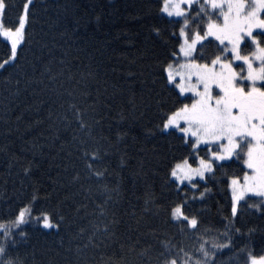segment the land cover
<instances>
[{"label": "snow or ice", "instance_id": "snow-or-ice-1", "mask_svg": "<svg viewBox=\"0 0 264 264\" xmlns=\"http://www.w3.org/2000/svg\"><path fill=\"white\" fill-rule=\"evenodd\" d=\"M156 3L160 16L151 30L161 40L163 49L153 72V83H159L161 90L155 93L158 123L152 134L179 140L185 154L174 156L168 164L159 194L151 186L145 189L141 216L137 217L135 211L128 213L136 225H140L143 214L150 213L157 225L150 227L149 233L159 247H141L139 255L145 258L144 264H217L216 257L226 250L235 257V264H264V245L257 252L252 240L256 229L239 226L245 208H254L264 215V0H156ZM9 7L12 5L7 0H0V37L7 41L4 55L0 56V73L8 72L10 76L14 73L19 84L21 75H29L22 54L32 42L28 30L35 0H24L11 26L5 23ZM66 56L65 52L59 59L61 65L65 64ZM40 61L41 57L34 54V62H29L28 68L35 77L31 83L41 86L39 92L54 94L40 102L48 106L43 119L52 121L54 105L64 108L67 103V111L71 113V119L66 114L58 116L64 123L63 133L53 121L49 124L53 130L45 137L57 146V154H64L56 164L57 169L67 172L69 166L75 167V160L83 162V177L77 171L70 183L104 179L106 173L111 176L106 158L112 150H118V143L127 132L117 130L113 141L108 124L94 135L92 125L85 120L88 110L93 113L94 125H103L108 117L107 111L100 114L97 110L101 103L99 95L93 96L89 85L84 83L85 90L80 94L87 104L81 106L75 101L73 90L64 88L63 81L57 83L63 72H52L51 53L47 62ZM76 83L81 84V80ZM95 91L98 93V89ZM65 94L72 99L64 101ZM129 103L135 108L133 100ZM103 106L111 107L107 102ZM120 118L124 119L122 115ZM22 119L23 113L15 117L16 121ZM43 119L30 122L25 130L40 125ZM4 123H9L8 119ZM11 131L6 129L9 134ZM64 134L71 139H62ZM69 143L72 150L65 151ZM44 146H39L41 155ZM15 159L13 154L9 166ZM120 163L124 164L123 158ZM32 166L29 161L23 168L25 175H30ZM221 180L227 194L226 210L217 202L222 226L213 229L206 226L203 209L196 205L206 204L211 194L207 185L210 182L218 185ZM80 187L90 191L83 183ZM103 188L109 195L97 205L100 215L106 214L109 202L119 203L118 199H112L111 193L120 197V181L113 188L107 184ZM41 199L38 188L33 186L27 198L6 201L7 210L0 211V264H25L19 246L28 244L29 226L59 230L64 225L65 217L60 211L37 209ZM111 215L112 219L102 227L94 225L87 242L77 246V253L89 245L99 248L117 243L121 255L116 261L110 258V264H120L125 244L129 251L140 245L142 234L132 225H127L121 237H117L123 221L115 211ZM83 232L81 228L77 235ZM131 232H136L135 238L128 234ZM210 232L215 235L209 236ZM193 238L196 243L190 248L185 240Z\"/></svg>", "mask_w": 264, "mask_h": 264}, {"label": "trees", "instance_id": "trees-1", "mask_svg": "<svg viewBox=\"0 0 264 264\" xmlns=\"http://www.w3.org/2000/svg\"><path fill=\"white\" fill-rule=\"evenodd\" d=\"M23 2L7 0L12 5L5 17V23L9 26L15 23ZM30 11L34 13L30 17L32 23L28 30L32 42L22 54L29 75H21L17 84L14 73L11 76L8 72L0 73V211L7 210L6 201L9 198L16 201L25 199L35 186L42 197L36 205L37 209L58 210L65 217L64 225L59 230L28 227L30 240L27 245L19 246L25 264H110V258L112 261L119 260L121 250L117 243L99 248L89 245L76 252L78 245L87 242L94 225L102 227L112 219L113 211L123 221L117 237H121L127 225H132L142 234L140 245L134 250L129 251L125 244L124 259L120 264H144L145 258L139 255V251L148 245H152L153 249L159 247L158 241L149 233V228L157 225L150 213L143 214L140 225H136L128 213L135 211L137 217L141 216L145 189L151 186L159 194L168 164L174 156L185 154L179 140L152 134L158 123L155 93L161 90L159 83H153V72L155 60L163 49L161 40L151 30L160 16L156 0H35V7ZM6 44L0 38V56L4 55ZM49 52L52 72H63L57 83L63 81L64 88L73 90L78 104H87L80 94L85 90L84 83L89 85L88 90L92 91L93 96L99 95L101 103L97 105V110L100 114L107 111L108 117L103 125H94L93 113L91 109L88 110L85 120L92 125L93 134L108 124H111L113 141L117 130L127 132L119 141L118 150H112L111 156L106 158L111 176L106 173L104 179L70 183L75 172L79 171L82 177L85 173L83 162L75 160V153L72 157L75 167L69 166L67 172L57 169L56 164L60 163L64 154H57V146L51 145L45 137L53 130L49 128L53 121L63 133L64 123L58 116L66 114L71 119V113L67 111V103L64 108L54 105L52 121L43 119L48 106L40 102L47 101L54 94L39 92L41 86L31 83L35 77L28 68V63L34 62V54L41 57L40 63H45L49 60ZM65 52V64L61 65L58 61ZM77 80H81V84H77ZM62 99L67 101L72 98L65 94ZM130 99L134 101L135 108L129 103ZM105 102L111 105L110 109L104 108ZM21 113L23 119L16 121V115ZM5 119L9 123L5 124ZM36 119H43V123L26 131V126ZM8 128L12 129L10 134L6 132ZM42 132L43 135H40ZM62 139L70 140L71 137L64 134ZM33 144L37 147H33ZM40 145H45L43 155ZM69 150H72L70 143L65 145V151ZM13 154L17 159L12 160L9 166ZM29 161L33 166L30 175H25L23 168ZM189 162H192L191 159ZM118 180L120 197L115 193H111V196L119 203L109 202L106 214L100 215L97 205L109 195L103 185L113 188ZM80 183L90 191L85 192ZM207 186L211 194L206 204H197L196 207L203 209L207 227L221 228L217 202L226 210L224 184L221 180L218 185L210 182ZM239 226L242 229H256L252 240L259 252L260 246L264 245V215L254 208H245ZM81 228L84 232L77 235ZM128 234L134 238L136 236V232ZM208 235L213 236L215 232ZM195 243V238L185 240L190 248ZM25 253L28 255L25 256ZM216 260L217 264H235V257L226 250Z\"/></svg>", "mask_w": 264, "mask_h": 264}, {"label": "rangeland", "instance_id": "rangeland-1", "mask_svg": "<svg viewBox=\"0 0 264 264\" xmlns=\"http://www.w3.org/2000/svg\"><path fill=\"white\" fill-rule=\"evenodd\" d=\"M0 38H2L3 40H5L3 37H0ZM6 41V40H5ZM7 42V41H6ZM191 163V162H190Z\"/></svg>", "mask_w": 264, "mask_h": 264}]
</instances>
